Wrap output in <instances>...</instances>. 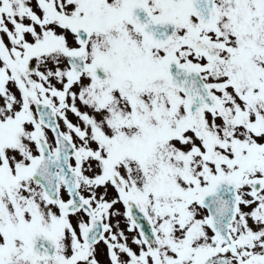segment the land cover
Here are the masks:
<instances>
[{"label":"snow or ice","instance_id":"1","mask_svg":"<svg viewBox=\"0 0 264 264\" xmlns=\"http://www.w3.org/2000/svg\"><path fill=\"white\" fill-rule=\"evenodd\" d=\"M0 264H264V0H0Z\"/></svg>","mask_w":264,"mask_h":264},{"label":"rangeland","instance_id":"2","mask_svg":"<svg viewBox=\"0 0 264 264\" xmlns=\"http://www.w3.org/2000/svg\"><path fill=\"white\" fill-rule=\"evenodd\" d=\"M100 259H101V260H104V257L101 255V256H100Z\"/></svg>","mask_w":264,"mask_h":264}]
</instances>
